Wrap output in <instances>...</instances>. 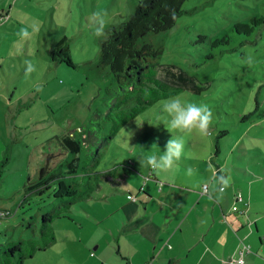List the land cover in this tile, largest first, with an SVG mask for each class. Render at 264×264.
<instances>
[{
    "label": "rangeland",
    "instance_id": "374dc122",
    "mask_svg": "<svg viewBox=\"0 0 264 264\" xmlns=\"http://www.w3.org/2000/svg\"><path fill=\"white\" fill-rule=\"evenodd\" d=\"M138 1L0 0V164L8 158L0 172V209L10 212L0 222V244L43 240L42 215L59 213L51 223L55 239L50 250L37 252L26 264H90L96 257L89 252L96 251L103 236L101 227L111 225L102 220L103 214L114 208L118 195L130 197L124 186L111 188L104 174L98 179L104 187L100 196L94 194L71 206L67 202L72 197H55V183L42 194L26 192L29 180L41 177L47 162L43 175L67 157L59 138L80 129L91 131L90 152L87 156L83 152L86 167L104 173L115 164L131 162L134 169L126 173V179L138 193L152 171L144 163L145 156L158 151L154 144L164 151L171 138L160 124L161 101L177 95L208 105L213 120L209 135H184L181 168L174 166L175 175L168 176L178 178V169L191 167L194 175L178 180L200 185L197 190L203 191L204 183L216 182L217 162L230 177L228 188L234 183L245 195L250 191L254 212L255 206L264 210V0H185L175 24L151 37L163 47L158 76L179 88L121 123L104 143L96 138V129L107 133L112 125V120L104 119L108 79L95 70V63L105 34L95 35L91 17L106 11L105 27L120 24ZM238 22L248 23L251 31L238 30ZM22 28L31 33L28 38L19 35ZM64 36L70 63L53 50ZM248 56L253 58L251 64ZM26 61L35 71L26 74ZM97 119L103 120L102 128ZM108 192L113 195L111 201L104 197ZM245 215L241 216L245 219ZM255 219L262 227L259 217ZM254 233L264 241L261 230ZM18 257V252L12 256L14 263Z\"/></svg>",
    "mask_w": 264,
    "mask_h": 264
},
{
    "label": "crops",
    "instance_id": "0c3cea01",
    "mask_svg": "<svg viewBox=\"0 0 264 264\" xmlns=\"http://www.w3.org/2000/svg\"><path fill=\"white\" fill-rule=\"evenodd\" d=\"M215 165L214 176H226L221 164L215 162ZM175 167L181 168V165ZM187 169H178L176 174L180 177L174 179L168 176L175 175L172 170L160 176L151 171L138 193L127 182L126 173L117 177L104 174L111 188L119 185L122 190L124 186V191L128 190L129 196L133 194L136 198L118 195L114 208L103 214L102 220L110 221L111 225L101 227L103 236L94 247L96 251L89 252L91 257H96L90 264H237L225 260L234 254L241 240L250 243V248L254 246L256 250H250L244 264H264V241L260 234L257 237L254 233L255 230L264 233V210L255 206L254 212L252 193L247 191V195L244 194L250 200L244 219L242 214L231 211L233 196L239 190L234 183L232 188L209 198L215 179L207 184V191L204 190L205 183L201 187L203 191H199L197 188L200 185L196 187L178 180L187 176ZM136 174L138 178L140 173ZM141 176L140 179H144ZM102 188L101 184L97 185L96 196L101 195ZM104 197L111 201L113 195L108 192ZM256 217H259L262 227ZM76 240L71 238V242ZM51 246L40 251L46 252ZM68 264L82 262L71 261Z\"/></svg>",
    "mask_w": 264,
    "mask_h": 264
},
{
    "label": "trees",
    "instance_id": "16d2710c",
    "mask_svg": "<svg viewBox=\"0 0 264 264\" xmlns=\"http://www.w3.org/2000/svg\"><path fill=\"white\" fill-rule=\"evenodd\" d=\"M184 1L139 0L135 9L122 23L105 27L100 56L95 63V70L108 79L104 89L107 107L104 110L106 111L104 119L108 118L107 122L112 120V125L107 133L96 129V138L104 139V143L108 141L114 131L118 130L121 123L135 117L149 105L179 88L158 76L162 66L160 58L163 47L157 43L156 38L151 37L170 29L175 24L181 14ZM257 20L253 19L255 22ZM236 28L238 30L243 28L249 32L252 26L248 23L238 22ZM66 40L64 36L56 43L53 50L56 55L61 56V60L70 63L68 46H64ZM118 117L121 119L117 120ZM97 121L95 123L101 126L103 120L101 122L97 119ZM90 133L92 132L80 129L78 133L60 137V144L66 148L67 157L36 181L29 180L26 192L42 194L51 187L52 183H55V197H72V200L67 202V205L71 206L74 202L95 194L99 184V175L110 174L117 177L129 172L128 166L134 168L131 163L125 162L115 164L113 168L104 173L86 167V160L83 161V158L86 159L85 157L91 149L89 145ZM84 150L87 151L86 156L83 155ZM218 151L217 147L216 152ZM7 161V157L1 161L0 172L3 171V166ZM58 214L51 212L42 215L41 236L43 240L35 237L20 239L14 243L0 244V264H24L25 260L36 252L48 248L55 239L51 223L53 217ZM17 252L19 257L14 263L12 256L15 257Z\"/></svg>",
    "mask_w": 264,
    "mask_h": 264
},
{
    "label": "clouds",
    "instance_id": "9594fccd",
    "mask_svg": "<svg viewBox=\"0 0 264 264\" xmlns=\"http://www.w3.org/2000/svg\"><path fill=\"white\" fill-rule=\"evenodd\" d=\"M106 11H97L91 17L95 24V35L102 37L105 34V17ZM19 35L28 38L31 33L27 28H22ZM247 63L251 64L253 58L248 56ZM26 74L35 71L34 66L30 61H26ZM39 86L37 91H39ZM161 111L164 117L162 123L165 128L171 133V138L165 145V150L161 151L158 144H154L158 151H149L144 158V163L152 170V172L160 176L169 172L174 166H177L181 159L185 156V134L198 132L202 135H209L211 123L213 120V113L208 105L196 104L188 101L184 96L177 95L169 97L161 101ZM137 123V122H136ZM138 127H142L137 123ZM152 147V148H153ZM196 170L189 167L187 175L193 176ZM230 186V177L225 175H218L216 182L213 185L209 198L222 194Z\"/></svg>",
    "mask_w": 264,
    "mask_h": 264
},
{
    "label": "built area",
    "instance_id": "2783aa9c",
    "mask_svg": "<svg viewBox=\"0 0 264 264\" xmlns=\"http://www.w3.org/2000/svg\"><path fill=\"white\" fill-rule=\"evenodd\" d=\"M204 190L207 191V184L204 185ZM130 196L132 197V199L136 198V196H134L133 194ZM233 197L234 202L232 205V209L234 210V212H237L239 214H245L248 208L250 207V200L244 195L241 190H237ZM9 213L10 212L6 209H0V222L2 218L8 216ZM250 250V245L247 244L245 241L241 240L234 254H232L226 262L244 264L245 256L250 252Z\"/></svg>",
    "mask_w": 264,
    "mask_h": 264
},
{
    "label": "water",
    "instance_id": "95a60500",
    "mask_svg": "<svg viewBox=\"0 0 264 264\" xmlns=\"http://www.w3.org/2000/svg\"><path fill=\"white\" fill-rule=\"evenodd\" d=\"M47 165H48V162L46 163L45 167L42 169L41 176L43 175V171L45 170V168L47 167Z\"/></svg>",
    "mask_w": 264,
    "mask_h": 264
}]
</instances>
